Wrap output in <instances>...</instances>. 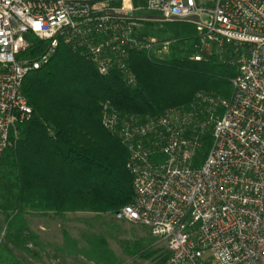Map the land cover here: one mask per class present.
<instances>
[{
  "label": "built area",
  "instance_id": "1",
  "mask_svg": "<svg viewBox=\"0 0 264 264\" xmlns=\"http://www.w3.org/2000/svg\"><path fill=\"white\" fill-rule=\"evenodd\" d=\"M194 16L193 60L212 46L220 56L229 47L236 54L232 94L201 93L199 110L146 116L101 103L102 125L126 147L134 185L132 202L114 219L151 230L168 264H264V0H213L212 7L201 0H0V167L33 115L25 79L61 46L134 87L132 54L164 60L171 52L172 41L144 35L145 23Z\"/></svg>",
  "mask_w": 264,
  "mask_h": 264
},
{
  "label": "trees",
  "instance_id": "2",
  "mask_svg": "<svg viewBox=\"0 0 264 264\" xmlns=\"http://www.w3.org/2000/svg\"><path fill=\"white\" fill-rule=\"evenodd\" d=\"M154 23H145L144 35L172 41L170 56L158 60L147 53L132 54L137 86L126 85L116 72L101 76L90 62L66 46H61L47 65L27 76L22 93L33 115L0 167V210L8 219L12 214L20 218L30 212L114 216L132 202L128 151L116 134L103 127V101H112L123 115L146 116L172 107L199 110L195 99L201 93L231 96V80L237 75L233 48H227L222 57L206 50L203 60L195 61L192 58L197 54L199 37L194 24L162 23L186 28L174 34ZM212 48L218 51L216 46L209 50ZM40 50V43L33 44L32 54L38 55ZM201 141L204 158L212 143L210 131ZM21 227L10 241L19 247L27 231ZM141 250L137 247L132 253L140 255ZM8 261L7 252L0 247V264ZM168 261L167 252L159 264Z\"/></svg>",
  "mask_w": 264,
  "mask_h": 264
},
{
  "label": "rangeland",
  "instance_id": "3",
  "mask_svg": "<svg viewBox=\"0 0 264 264\" xmlns=\"http://www.w3.org/2000/svg\"><path fill=\"white\" fill-rule=\"evenodd\" d=\"M201 2L206 7L213 6V0ZM154 24L174 34L186 29L177 24ZM208 53L219 57L221 52L212 48ZM20 227L28 232H23V243L19 247L10 241ZM0 247L8 254V264H159L167 255L164 243L148 228L118 222L113 215L86 212L62 216L30 212L20 218L12 214L8 219L0 210ZM137 247L143 249L140 255L132 253ZM151 253H154L151 258H145Z\"/></svg>",
  "mask_w": 264,
  "mask_h": 264
},
{
  "label": "water",
  "instance_id": "4",
  "mask_svg": "<svg viewBox=\"0 0 264 264\" xmlns=\"http://www.w3.org/2000/svg\"><path fill=\"white\" fill-rule=\"evenodd\" d=\"M148 19H155L154 16H146ZM199 18L197 16L187 18L185 21L187 22H198Z\"/></svg>",
  "mask_w": 264,
  "mask_h": 264
}]
</instances>
